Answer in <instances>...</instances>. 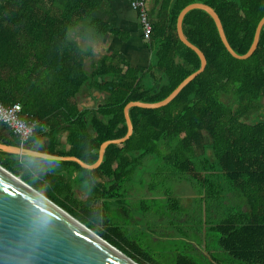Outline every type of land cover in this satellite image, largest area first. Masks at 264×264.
Segmentation results:
<instances>
[{
  "label": "trees",
  "instance_id": "obj_1",
  "mask_svg": "<svg viewBox=\"0 0 264 264\" xmlns=\"http://www.w3.org/2000/svg\"><path fill=\"white\" fill-rule=\"evenodd\" d=\"M106 1L0 0V101L21 104L22 117L35 124V131L42 125H67L72 146L67 154L89 165L98 161L104 142L127 134L125 106L161 102L201 68L199 54L178 33V16L185 7H212L240 55L249 52L264 17V0H175L168 23L172 31L153 23L150 70L123 61H104L89 69L79 37L111 32L95 17ZM183 24L188 40L206 54V70L169 105L133 107V135L121 145H109L99 168L64 163L84 174L86 198L70 186L60 191L31 184L28 175H21L31 171L14 155L0 151V163L141 264L204 262L177 243L173 249L178 253L167 252L159 259L152 253V241L143 242L131 232L132 219L125 225L121 214L112 213L125 210V199L137 191L141 203L148 196L165 199L176 215L199 217L198 231L215 237L213 245L208 241V248L215 250L210 253L213 260L264 264V120H246L264 102V26L254 54L241 60L227 49L206 11L190 10ZM159 30L163 34L157 38ZM92 90L105 92L107 98L89 119V112L78 111L76 98ZM173 180L194 188V201L203 202L196 203L198 211L188 213L171 187L157 190Z\"/></svg>",
  "mask_w": 264,
  "mask_h": 264
},
{
  "label": "water",
  "instance_id": "obj_2",
  "mask_svg": "<svg viewBox=\"0 0 264 264\" xmlns=\"http://www.w3.org/2000/svg\"><path fill=\"white\" fill-rule=\"evenodd\" d=\"M193 9H202L214 19L221 39L231 54L241 60L249 59L256 51L264 17L260 20L254 41L245 55H240L229 43L217 12L202 3L185 7L178 16V33L181 40L195 50L201 60V68L184 80L165 100L156 103L133 101L125 106L127 134L120 139L104 142L99 150V159L89 165L75 156H54L0 143V151L14 156L29 155L50 160L75 162L87 170L99 168L106 148L111 144L121 145L134 133L130 117L133 107L159 109L169 105L208 66L206 54L191 41L184 31L185 15ZM103 81V79H101ZM0 264H141L123 250L98 235L80 222L55 201L29 185L20 176L13 174L0 163Z\"/></svg>",
  "mask_w": 264,
  "mask_h": 264
},
{
  "label": "crops",
  "instance_id": "obj_3",
  "mask_svg": "<svg viewBox=\"0 0 264 264\" xmlns=\"http://www.w3.org/2000/svg\"><path fill=\"white\" fill-rule=\"evenodd\" d=\"M175 0H147L146 8L155 25L169 27V16ZM95 17L107 24L111 32L105 35H97L95 38H80L79 41L88 55L87 64L89 69L99 66L101 62L123 61L126 66L132 68L150 70L154 64L155 50L144 39V27L138 10L133 8L131 0H108L96 11ZM157 32V38L163 34ZM107 98L105 92L97 90L84 92L76 98V107L79 112L87 113L97 109ZM71 132L67 125H61L52 129L47 125L40 126L28 144L23 147L28 150L50 154L54 156L68 157L67 154L72 146L70 143ZM0 143L9 146H19L21 143L13 132L0 122ZM22 148V147H21ZM21 160L26 170L21 175H28L30 183L40 184L49 189L66 190L67 186L81 198H86L88 185L83 180L84 174L76 167L66 165L60 160H50L29 155L15 156ZM56 161V162H51ZM65 180V181H61ZM31 183V184H32ZM67 183V184H66Z\"/></svg>",
  "mask_w": 264,
  "mask_h": 264
},
{
  "label": "rangeland",
  "instance_id": "obj_4",
  "mask_svg": "<svg viewBox=\"0 0 264 264\" xmlns=\"http://www.w3.org/2000/svg\"><path fill=\"white\" fill-rule=\"evenodd\" d=\"M246 120L251 123H257L259 121H263L264 120V102H263V106L253 111L251 115H249V117L246 118ZM148 164L150 165L151 162ZM149 165H147V168H150ZM141 176L143 180L146 181L147 183L150 181V179L145 180L143 177V174H141ZM142 186H143V183H141L140 185H137L138 188H141ZM169 187L173 189L174 194H177L182 197L181 202L185 206L189 207L188 213L192 211H198L196 203L201 204L203 202L194 201L196 191L194 190L192 186H190L187 183H177L176 181L173 180V181H168L165 185H158L157 190L159 191L160 189V191L162 192L163 190H166V188H169ZM143 190L149 191V189L148 188L146 189V187ZM139 193L140 192L137 191V195L135 194H133V196L128 195L129 198L127 197L125 199L124 207L128 215L127 217L122 215L123 212L119 210H113L112 213L114 215L121 214V217L123 218L121 219L122 220L121 222L125 225L130 224L129 222L131 221L130 216H134L135 222H133L134 226L130 228L131 232L133 233L137 232V234L139 235L138 238H140L141 240H144L146 242H148L149 240L150 242L152 241V246H154L152 253L157 254L159 256V259L164 260V254L168 252L169 248L175 247L174 244L184 243L183 239H181L183 237L196 241L197 244L199 245L205 244L203 240V236L200 237L199 235H194V233L191 234L188 230H185L183 228L180 229L179 225L177 224V221L175 222L174 219H172V224H169V226L165 225L166 223H168V219L164 220L163 224H161L160 226H156L155 225L156 223L153 221V217H154V220H156L157 222L161 221L159 220L160 216H163L165 214L164 213L165 209L168 210L167 207L170 204V202L165 199L150 200V196H148L149 198L145 202L141 203L140 201L141 199H139L138 197ZM146 207L154 211L155 214H153V212L151 213L146 212L144 210V208ZM156 210H160V212H156ZM204 213H206V211ZM188 216H191V215L189 214ZM157 227L161 228V230H158ZM167 230H169V232ZM152 234L156 236L157 240L150 238ZM214 239L215 237L209 241V245L214 244ZM188 252H191V251H188ZM148 253H150V251ZM221 258L223 257L221 256ZM218 261L220 264H223L222 260H218ZM159 262H163V261L159 260ZM201 262L203 261L201 260Z\"/></svg>",
  "mask_w": 264,
  "mask_h": 264
},
{
  "label": "built area",
  "instance_id": "obj_5",
  "mask_svg": "<svg viewBox=\"0 0 264 264\" xmlns=\"http://www.w3.org/2000/svg\"><path fill=\"white\" fill-rule=\"evenodd\" d=\"M147 0H131L133 8L139 11L144 27V39L150 43L154 34V24L146 8ZM22 105L7 106L0 101V122L6 125L25 147L35 134V124L22 117Z\"/></svg>",
  "mask_w": 264,
  "mask_h": 264
},
{
  "label": "flooded vegetation",
  "instance_id": "obj_6",
  "mask_svg": "<svg viewBox=\"0 0 264 264\" xmlns=\"http://www.w3.org/2000/svg\"><path fill=\"white\" fill-rule=\"evenodd\" d=\"M186 208L189 209L188 206H186ZM118 210L121 211V212H123L122 215H124L126 217L128 216L127 213H126V210H123V209H118ZM146 212H150V213L153 212V214H155V212L152 211L150 208ZM156 212H160V210H156ZM164 213L165 214L163 216H160V219L159 220H161V221H159V222H157L156 220H154V217H153V221L156 223L155 224L156 226H160L161 224H163V221L166 220V219H168V223H166L165 225H168L169 226V224H172V219H174L175 222L177 221V224L179 225L180 228H183L185 230H188L191 234L194 233V235H199L200 237L203 236V240L205 242L204 245H199V244H197L196 241H193V240H191L189 238H184V237L181 238V239H183L184 243L179 244V245L186 246L185 248L187 250H185V251H187V252L188 251H191L189 253H195L197 257L201 258V260L204 262V264H219V261L213 260L210 257V253H212L211 251H214L215 252V250H211V249L208 248V241H210L213 238L212 235H210L208 233H200L198 231V229H197L198 228L197 221L199 220V217H192V216H188L187 214L186 215H182V216L181 215H176L170 209H168V210L165 209L164 210ZM131 219H132L133 222H135V217L134 216H130V220ZM203 219L205 221H207L208 220V217H204ZM187 222H189V223H187ZM157 228H158V230H161V228H159V227H157ZM167 231L169 232V230H167ZM204 232H205V230H204ZM150 238H152L154 240H157L156 236H154L153 234L150 236ZM141 241L145 242L144 240H141ZM175 246H177V245L175 244ZM173 248H175V247H173ZM173 248H169L168 249V252H170L171 254L178 253L179 250L178 249H173ZM231 264H235V260H232V263Z\"/></svg>",
  "mask_w": 264,
  "mask_h": 264
}]
</instances>
